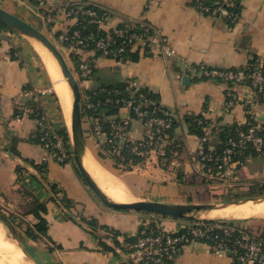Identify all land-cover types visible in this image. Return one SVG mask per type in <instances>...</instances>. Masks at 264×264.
I'll list each match as a JSON object with an SVG mask.
<instances>
[{
    "label": "crops",
    "instance_id": "1",
    "mask_svg": "<svg viewBox=\"0 0 264 264\" xmlns=\"http://www.w3.org/2000/svg\"><path fill=\"white\" fill-rule=\"evenodd\" d=\"M72 1L105 8L108 29L128 20L146 22L158 29L175 50L173 56L166 57L156 48L149 50L137 44L130 51L137 54V59L116 62L93 49L82 51L63 46L68 50L69 62H66L75 72L82 58L92 61L91 76L78 80L82 91L101 86L147 88L174 116L175 125L165 154L153 155L120 170L114 169V159L106 151L105 135L92 132L97 119L82 116L86 154L99 165L103 161L107 168L116 171L112 175L123 184L129 201L204 202L220 193L258 195L260 188L264 194V151L249 152L240 162L230 164L223 179L205 177L203 164L193 157L203 138L206 148L215 150L222 141L221 130L244 127L251 121L245 104L256 98L251 88L234 86L240 101L226 110L227 84L220 79L206 78L193 67L237 68L255 57L264 58V0H237L239 18L233 24L200 10L196 4L201 0ZM60 3L61 0H44V5L38 7V1L0 0V7L34 26H47L46 30L56 37L57 33L68 30L74 20L59 15L56 20L45 23L40 12L43 7L49 10ZM4 32V40L0 41V199L16 209L23 208L31 198L46 203L44 217L49 239L43 238L49 245L47 251L38 248L39 262L36 261L39 264H120L129 260L125 248L116 247L115 253L102 250L99 237L105 238L106 231L98 228L95 235L90 233L80 223L81 216L93 217L98 224L117 230L122 246L126 243L124 237L135 236L140 227L150 223L166 230L184 227L187 219L106 206L92 193L74 164L58 161L41 142L35 141L38 124L37 117L31 114L33 111L48 115L53 126L60 128L54 120L57 111L54 94L39 61L20 44L11 42L14 36L7 34L8 30ZM118 82L122 85H116ZM256 109L257 119L264 120V94L257 101ZM187 116L199 117L202 135L190 132ZM112 117H130V110L120 106L116 113L104 119ZM144 130L140 120L130 119L128 135L132 140L139 139ZM42 165L46 168L44 175L39 171ZM50 185L72 200L70 212L75 219L68 217L56 199L53 200ZM25 216L29 224L36 221L31 214ZM242 223L249 227L251 235L264 240V216H252ZM109 238L105 240L111 245ZM170 261L172 264H239L229 255H216L202 241L182 246Z\"/></svg>",
    "mask_w": 264,
    "mask_h": 264
},
{
    "label": "built area",
    "instance_id": "2",
    "mask_svg": "<svg viewBox=\"0 0 264 264\" xmlns=\"http://www.w3.org/2000/svg\"><path fill=\"white\" fill-rule=\"evenodd\" d=\"M237 0H215L212 4L199 1L196 4L200 10L215 17L225 18L235 23L239 18V12L233 10ZM40 6L44 0H38ZM89 5V6H88ZM91 5V6H90ZM47 21H54L59 15L67 19H73L74 24L85 16L94 22L97 28L103 30V34L95 37L93 34L82 36L78 28H74L70 34L68 31L59 34L61 42L75 50H95L105 56H110L116 62L122 61V55L137 44L145 45L150 49L156 48L166 57L174 55L175 50L166 41L158 29L150 24L128 20L121 25L111 29L107 27L108 11L100 6L88 2H74L72 0H61L58 7L49 9L46 12ZM90 44L92 45L91 47ZM195 72L206 78L220 79L227 84L225 93L224 108L229 110L240 97L236 94L234 86L244 85L251 88L256 98L254 101L246 102V111L251 116V121L244 128H235L228 134L223 145L218 151L209 150L205 146L203 138L194 152V159L203 164L202 174L209 179H223L228 173V166L240 162L241 158L249 151L260 153L264 148V120L257 119L256 104L264 94V58L255 57L243 66L237 68H215L199 65L193 67ZM93 71L91 59L84 57L77 64V80L88 79ZM130 97H106L103 102H86L88 108L97 107L104 103H121L130 110V117L123 119L108 118V126L96 121L92 126V132L96 135H105V147L109 155L117 163L118 167H125V164L132 166L131 158H128L122 151V144L128 145L129 154L137 158L138 162H144L153 155L163 156L166 147L170 143L168 129L172 126L174 116L168 110L158 106L150 105L152 102L148 97L139 92L134 98L132 86H126ZM99 88V91H103ZM82 95V90H81ZM86 99V95H84ZM150 105V106H149ZM39 112V111H38ZM135 118L142 122L145 127L143 135L132 140L128 135L130 119ZM201 123L200 120H198ZM39 140L45 148L58 160L69 161L71 147L64 142L62 136L55 132V128L48 117L40 112L37 117ZM42 175L46 168L42 165L39 168ZM57 199L63 196L62 190L56 188L54 193ZM58 202V201H57ZM180 230L160 229L156 224L150 228L149 224L137 231V237L132 243H124L125 251L131 264H168L180 248L186 244L196 241L205 242L211 251L216 255H229L239 264H264V240L251 235L242 221L231 225H218L223 233L228 235L231 231L237 230L238 236L232 240L229 248L224 236H209L207 231L210 226L202 220L190 221ZM209 239L213 242L200 240Z\"/></svg>",
    "mask_w": 264,
    "mask_h": 264
},
{
    "label": "water",
    "instance_id": "3",
    "mask_svg": "<svg viewBox=\"0 0 264 264\" xmlns=\"http://www.w3.org/2000/svg\"><path fill=\"white\" fill-rule=\"evenodd\" d=\"M0 23L7 27L10 31L37 41L44 46L55 58L62 76L64 77L72 96L70 111V147L73 155L74 165L92 193L106 206L114 209H129L142 211L150 214L169 216L172 218L188 219V220H238L243 221L247 218L234 217H207L204 214L219 210L229 206L243 205L247 203L264 202V194L251 195L236 199H229L216 202H166L146 199H135L127 202H119L109 197L96 183L84 165L86 155V138L83 128V117L81 110V88L77 78L68 66L63 53L56 44L39 28L25 21L19 16L0 7ZM116 85H122L118 82ZM0 220L9 228V233L18 242L20 248L27 260L32 264H38L36 260L22 247L20 237L14 225L4 216L0 215ZM5 264V263H3Z\"/></svg>",
    "mask_w": 264,
    "mask_h": 264
},
{
    "label": "trees",
    "instance_id": "4",
    "mask_svg": "<svg viewBox=\"0 0 264 264\" xmlns=\"http://www.w3.org/2000/svg\"><path fill=\"white\" fill-rule=\"evenodd\" d=\"M30 1L31 2H36L34 0H30ZM214 1L215 0H201V2L209 4V5L212 4ZM233 10L239 12V6H238L237 3L234 4ZM42 11H44V10L42 9ZM229 23L233 24L231 22H229ZM74 28H78L80 30L82 36H87L89 34H93L95 37H97V36H99V35L104 33L103 30L97 28V26H96V24L94 22H90V18L87 17V16H85L84 18H80L79 22L77 24H73L68 30H66V31H68L67 33L70 34L71 31ZM0 30H9V29L7 27H5L2 23H0ZM60 33H62V32H60ZM60 33H57L56 36H58ZM65 45L67 46V44H65ZM91 46L92 45L90 44L89 47H91ZM130 51H131V49H127V51L122 55V60H125L127 58L137 59V54H132ZM99 88H103L104 90L103 91H99ZM132 90H135L133 92L134 98L138 95L139 92H141V93H144L148 97V99L152 102V104H150V105H158V106L162 107L160 105L158 99H157V96L152 91H150L149 89H147V88H138V89L133 88ZM83 94L87 96L86 99H84ZM106 97H109V98H112V99H114L116 97H130V93L127 91L126 86H124L121 89H114V88L108 87V86H101V87H93L90 90H83L82 91V95H81L82 116H86L87 115L89 117L97 119V121L102 123L105 126V128L108 126V121H107V119H104V116H108V115H112V114L116 113L118 108L121 106V103H115V102H109L108 103L107 102V103L101 104V105H99L97 107L88 108L85 105V101L86 102H96L97 100H100L101 102H103ZM31 106H33V105H31ZM38 111L39 110H35L31 114L33 116H35V117H38V116H40V111L39 112ZM198 119H199L198 116H193V117L192 116H187L186 117V121L188 123V127H189L190 132L195 133L197 135H202V130L198 126V125H200L198 123ZM174 125H175V119H174V121L172 123V126L168 129V134L169 135L171 134L170 132H171V130H172ZM244 127H246V126H244ZM244 127L231 126L229 128H225V129L221 130L222 141H221L220 145L213 151H218L219 148H221L225 138L228 136V134L233 132V130L235 128H244ZM55 132L57 134H59L60 136H62L64 142L69 147L70 138H69V132H68L67 127L65 125H63L60 128L55 129ZM36 133L37 134L35 136V141L40 142L38 130H37ZM121 151L128 158H131V163L132 164H135V163H137L139 161L137 158H135L134 156L129 154L128 145L127 144H125V145L122 144ZM263 151H264V148H263ZM249 152L251 153V152H254V151H249ZM244 156L241 158V160L244 158ZM101 157H103V155ZM124 166L126 168L130 167L128 164H125ZM50 189L52 190V192L55 193L56 186L55 185H50ZM54 193H53V195H54ZM251 193H253V192H250V194L248 196L253 195ZM262 193H263V188H260L259 194H262ZM54 199H56V201H58V204L66 211V213L68 214V217H70L71 219H75L74 216L71 215V212H70V209H71V207L73 205V202H72V200L70 198H68L65 194H63V196L60 199H57L55 197V195H54L53 196V200ZM46 210H47L46 203L39 202L35 198H31L25 204V206L22 208V214H24V215L25 214H31L36 220L33 224H29L27 226V228L24 230L25 234L27 236H29L31 239L36 240V239H40L41 237H47L48 238V235H47V221H46V218L44 217V213L46 212ZM80 221H81L80 223L85 224L87 229H88V231L90 233L94 234V235L96 234V230L98 228H102V229H104L106 231V234H105L104 237L105 238L106 237H110L109 239L111 240L112 244L111 245L108 244L106 242L105 238L99 237V245H100L102 250L111 251L113 253L116 252V249H115L116 247H119L122 250H124V246L121 245L120 241L117 238V235H119V232L117 230H115V229H113V228H111L109 226H106V225L98 224L96 219L93 218V217L81 216L80 217ZM190 221H194V220H190ZM237 221L238 220H213V219L202 220V222H204L205 224L210 226V229L207 231V234L210 237L214 236V235H218L220 237L224 236L225 237V242H226V244H227V246L229 248L231 247L232 240L238 236V231L237 230H233L228 235H225L223 233L222 228L219 227L218 225H231V224H233V223H235ZM149 227L150 228H154V224L150 223ZM247 230H248V232L250 231L248 226H247ZM136 237H137V234L135 236H133V237H124V241L126 243H132L136 239ZM199 239L200 240H205V241L207 240L209 242H213V241H211L209 239H205V238H199ZM128 262H129V264L131 263L130 260H128L127 262H121L120 264H127ZM168 264H172V262L168 261Z\"/></svg>",
    "mask_w": 264,
    "mask_h": 264
},
{
    "label": "bare ground",
    "instance_id": "5",
    "mask_svg": "<svg viewBox=\"0 0 264 264\" xmlns=\"http://www.w3.org/2000/svg\"><path fill=\"white\" fill-rule=\"evenodd\" d=\"M34 42L53 82V87L57 96L59 97L63 117L65 118L67 126L70 128L72 102L70 89L52 54L40 43L37 41ZM84 165L96 183L109 197L119 202L129 201L127 198L128 194L126 195L127 191L121 181L106 169L102 168L89 154L85 155ZM257 215L264 216V202L229 206L219 210H212L204 214V216L207 217L234 218H247ZM17 244L18 242L12 238L6 225L0 221V264H32L25 258L22 250L18 248Z\"/></svg>",
    "mask_w": 264,
    "mask_h": 264
},
{
    "label": "rangeland",
    "instance_id": "6",
    "mask_svg": "<svg viewBox=\"0 0 264 264\" xmlns=\"http://www.w3.org/2000/svg\"><path fill=\"white\" fill-rule=\"evenodd\" d=\"M34 1H38V0H34ZM39 6L40 5H38V7ZM43 10H44L43 12H40V16L43 19V21H45V23L51 22V21H47V16H45L46 15L45 12L47 10L44 7H43ZM34 25H36V24H34ZM36 27L39 28L42 32H44L56 44V46L60 49V51L63 53L64 57L66 58V61H68V58H67L68 50L65 49L64 47H66V48H69V47L66 46L63 42L60 41L59 35L55 37L54 34H52L51 32H48L46 30L47 26H46V28H45V26H36ZM4 33H5L4 30H0V41L4 40ZM6 33L7 34L11 33V36H14L15 40L13 38V40L12 39L10 40L11 42H14L16 45L20 44L19 46H22L23 48L27 49L39 61V66H40L42 72L45 74V76H46V78L48 80V84H49L50 90L54 94V102H55V106H56V109H57L56 116H55L56 118L54 119L56 121V125L60 126V127L63 126V125L66 126L67 124H66L65 118L63 117V112H62L61 104H60V101H59V97L57 96V93H56V91H55V89L53 87V82H52V80H51V78L49 76V73H48V71L46 69V66H45L43 60L41 59V56H40V54H39V52H38V50H37V48L35 46V42L33 40H31V39H28L26 37L18 35L16 33L12 32V31H9V32H6ZM69 67H70L72 73L74 74V76L77 77V73L75 72V70H73L74 68H72V66H69ZM47 117H48V115H47ZM48 119L50 120L49 117H48ZM68 128L69 127H67V129ZM69 130H70V128H69ZM69 161L72 164H74L72 153L70 155ZM99 162H100V165L102 167H104L111 174L113 172H116L114 169H116V170H120L121 169V167L117 166V163H114V167H115L114 169H109L102 163L103 161L102 162L99 161ZM241 197H244V196L242 194L220 193V194H217L215 196H212V198L206 199L204 202L224 201V200L236 199V198H241ZM8 203L6 201L0 199V215H2L5 218H7L14 225V228L16 229L17 233L19 234L20 243H21L22 247L35 260H38V262H39L38 253H37L38 252V248L41 247L42 249L47 251V245H49L47 240L45 238H43V237H41L40 239L34 240V239H31L29 236H27L25 234L24 230L27 228V226L29 225L30 221L25 219L26 216L24 214H22V208L16 209L15 207L10 206ZM11 203H13V202H11ZM14 204H15V202H14ZM7 230L9 231L8 227H7Z\"/></svg>",
    "mask_w": 264,
    "mask_h": 264
}]
</instances>
